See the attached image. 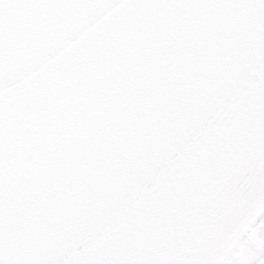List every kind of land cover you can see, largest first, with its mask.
Instances as JSON below:
<instances>
[{
    "label": "water",
    "instance_id": "obj_1",
    "mask_svg": "<svg viewBox=\"0 0 264 264\" xmlns=\"http://www.w3.org/2000/svg\"><path fill=\"white\" fill-rule=\"evenodd\" d=\"M264 214V0H0V264H228Z\"/></svg>",
    "mask_w": 264,
    "mask_h": 264
},
{
    "label": "flooded vegetation",
    "instance_id": "obj_2",
    "mask_svg": "<svg viewBox=\"0 0 264 264\" xmlns=\"http://www.w3.org/2000/svg\"><path fill=\"white\" fill-rule=\"evenodd\" d=\"M228 264H264V214L232 252Z\"/></svg>",
    "mask_w": 264,
    "mask_h": 264
}]
</instances>
